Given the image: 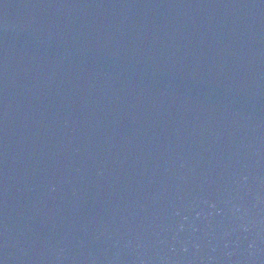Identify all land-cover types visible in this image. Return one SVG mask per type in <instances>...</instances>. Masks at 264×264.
Returning a JSON list of instances; mask_svg holds the SVG:
<instances>
[{
    "label": "water",
    "instance_id": "1",
    "mask_svg": "<svg viewBox=\"0 0 264 264\" xmlns=\"http://www.w3.org/2000/svg\"><path fill=\"white\" fill-rule=\"evenodd\" d=\"M0 264H264V0H0Z\"/></svg>",
    "mask_w": 264,
    "mask_h": 264
}]
</instances>
